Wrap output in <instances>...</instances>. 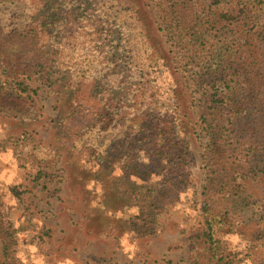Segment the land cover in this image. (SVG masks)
Here are the masks:
<instances>
[{
  "label": "trees",
  "instance_id": "trees-1",
  "mask_svg": "<svg viewBox=\"0 0 264 264\" xmlns=\"http://www.w3.org/2000/svg\"><path fill=\"white\" fill-rule=\"evenodd\" d=\"M147 5L167 54L139 0H0V118L33 120L32 86L61 77L69 107L57 148L29 145L33 183L64 152L66 177L83 189L103 181L114 212L136 211V230L182 214L190 264H264V0ZM160 62L181 76L167 98ZM193 137L203 141L200 221L194 197L179 195L195 173ZM8 191L18 201L29 193ZM0 242V264H22L1 197Z\"/></svg>",
  "mask_w": 264,
  "mask_h": 264
},
{
  "label": "rangeland",
  "instance_id": "rangeland-1",
  "mask_svg": "<svg viewBox=\"0 0 264 264\" xmlns=\"http://www.w3.org/2000/svg\"><path fill=\"white\" fill-rule=\"evenodd\" d=\"M139 1L149 20L152 35L159 40L167 54V47L147 0ZM160 63L156 76L158 86L167 98V94L177 88L181 76H174ZM32 88L37 89L33 120L20 122L0 118V197L6 222L19 240L21 263L190 264V243L187 235L181 231L185 226L182 214L173 213L160 218L154 233L136 230L132 227L138 219L136 211L121 208L114 212L116 192L105 191L103 181L90 179L83 189L78 185L81 180L66 177L71 169L68 171V158L64 152L55 155L54 163L43 168L48 178L32 182L33 175L39 171L36 163L28 159L29 145L41 149L46 147V150L50 145L57 148L52 138L69 107L61 77H53L51 87L38 82ZM196 111L192 112L194 122H197ZM191 156L195 169L192 185L181 190L179 195L183 198L194 197L195 217L200 221L199 200L205 180L201 138H192ZM143 160L139 159V162ZM86 167L88 165H79L80 170ZM16 185L29 190L22 201L16 200L8 191ZM3 260L0 242V262Z\"/></svg>",
  "mask_w": 264,
  "mask_h": 264
}]
</instances>
